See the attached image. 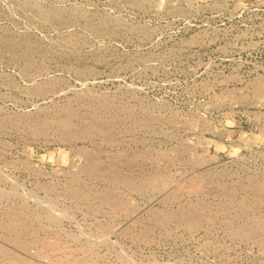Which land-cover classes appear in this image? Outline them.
<instances>
[{
	"label": "rangeland",
	"instance_id": "rangeland-1",
	"mask_svg": "<svg viewBox=\"0 0 264 264\" xmlns=\"http://www.w3.org/2000/svg\"><path fill=\"white\" fill-rule=\"evenodd\" d=\"M155 263L264 264V0H0V264Z\"/></svg>",
	"mask_w": 264,
	"mask_h": 264
},
{
	"label": "bare ground",
	"instance_id": "bare-ground-1",
	"mask_svg": "<svg viewBox=\"0 0 264 264\" xmlns=\"http://www.w3.org/2000/svg\"><path fill=\"white\" fill-rule=\"evenodd\" d=\"M92 168V167H91ZM98 168V167H97ZM170 177V176H169ZM127 182V181H126ZM2 192V191H1ZM22 211V210H21ZM49 211V210H48ZM49 213V212H47ZM236 219V218H235ZM27 221V220H26ZM10 227V226H9ZM19 238V237H18ZM22 243V242H21ZM121 256V255H120ZM72 257V256H71ZM75 257V256H74ZM47 260V259H46ZM128 260V259H127ZM153 261V260H152ZM132 263V262H131ZM153 263V262H152ZM156 264V263H155Z\"/></svg>",
	"mask_w": 264,
	"mask_h": 264
}]
</instances>
